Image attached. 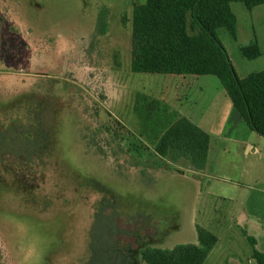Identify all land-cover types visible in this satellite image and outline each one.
Here are the masks:
<instances>
[{
    "label": "rangeland",
    "instance_id": "374dc122",
    "mask_svg": "<svg viewBox=\"0 0 264 264\" xmlns=\"http://www.w3.org/2000/svg\"><path fill=\"white\" fill-rule=\"evenodd\" d=\"M146 1L0 0L2 264H142L149 245L198 244L197 226L220 238L204 264H258L243 230L264 253V137L245 122L215 137L201 181L181 163L155 188L154 169L131 166L127 150H143L129 134L159 128L166 107L222 121L231 104L216 77L196 100L183 80L204 79L132 71L133 8ZM232 10L237 40L218 36L245 78L264 70V5ZM255 41L263 54L245 58Z\"/></svg>",
    "mask_w": 264,
    "mask_h": 264
},
{
    "label": "trees",
    "instance_id": "16d2710c",
    "mask_svg": "<svg viewBox=\"0 0 264 264\" xmlns=\"http://www.w3.org/2000/svg\"><path fill=\"white\" fill-rule=\"evenodd\" d=\"M234 2L243 3L250 11L264 5V0H147L134 4L131 69L134 73L218 78L244 122L264 137V70L240 78L218 36V31L225 28L234 40L238 38L237 17L232 10ZM5 21L0 11V50ZM190 28L196 33L191 34ZM241 53L250 60L263 54L257 41L242 47ZM165 115L166 122L159 128L153 127L149 134H129L140 142L143 150L140 152L137 148V155L127 150L133 157L131 166L158 171L164 167V160L171 157L189 161L197 171L205 170L210 135L169 107L165 108ZM143 152L148 153L146 158ZM151 162L154 164L149 167ZM141 174L147 175L144 170ZM197 232L198 244L141 249L142 262L204 264L219 239L200 226ZM243 233L253 247V258L258 264H264V253L256 248L257 239L246 230ZM4 257L0 248V264Z\"/></svg>",
    "mask_w": 264,
    "mask_h": 264
},
{
    "label": "crops",
    "instance_id": "0c3cea01",
    "mask_svg": "<svg viewBox=\"0 0 264 264\" xmlns=\"http://www.w3.org/2000/svg\"><path fill=\"white\" fill-rule=\"evenodd\" d=\"M179 76H182V75H179ZM187 76H192V75H187ZM184 77H186V76H184ZM194 77H198L197 79H204V80H202L204 82H203V84L200 83L198 86H194L188 80L189 78H184L183 83H182L183 84V87L186 89V94H185L184 98H188V96H190V95H192L194 93V94H197V96L194 95V98H197L196 100H198L200 98L199 96L206 91L207 85L209 83H211V84L214 85V81L213 80H210L212 78H209V77H214V76H194ZM201 77H203V78H201ZM218 81H219V79H218ZM164 83L166 84L165 81H164ZM217 90H218V87H217ZM219 92L222 93L221 90H219ZM161 93L166 94L164 91H162ZM161 101H167V100L163 99ZM225 106H226V112L227 113H226V116L221 121L220 119H218V115L219 114H215L214 116L209 117V120H205V118H204L203 115L196 116L193 111H190V109H186V110L184 109L183 110L184 106L181 105V104H178V107L176 109H174L175 112L179 113L180 116H183V117L188 118L190 121H192L194 124H196L197 126H199L201 129H203L205 132H207L210 135V149H209V155H208L207 165H206L205 170H203V171H197V170H195L193 168V166L187 160H184V159L173 160L172 159L173 160V163L175 164V168L173 167V170H171L170 168H167L165 166L166 168H162V169H160V170H158V171L155 172L154 176L155 175L156 176H155V181L153 183V186L156 185L155 188H158V186L161 185V183L164 181V179L167 176L174 175L175 174L174 172L177 171L176 168L178 166H180L181 163H183V164L186 163L188 165V168L187 169H183V170H185V172H183L181 174L180 173H177V174H180V175L191 174L198 181H201L202 176L206 173L207 169L210 167V162H211V159H212V156H213V145H214V141L216 142L218 139L221 140V141L232 140V137H230V132L232 131L233 128L230 129L228 135H225V129L227 127V124L230 123L231 120L233 122H235L236 125H240L241 124V121L244 122V120L241 118L239 112L233 106L232 102H231V104H229L227 102L225 104ZM213 129L216 130V131H212ZM215 137H218V139L215 138ZM250 149H251V147H249V150ZM153 190H157V189H153ZM218 239H219L218 243L220 244V238L218 237ZM164 242H165V240H164ZM218 243L215 246V248L218 246ZM165 244H166V242H165ZM161 246H164V244L163 245H149V247H153V248H161ZM257 246H258V244H257ZM215 248L212 250L211 253H213V251L215 250ZM127 250L130 251L129 248H127ZM92 257H93V254H91L89 261L91 260ZM139 259H140L141 263L144 264L142 262V260H141V256H140ZM230 261L229 262L231 264H239V262H237L236 260H231L230 259Z\"/></svg>",
    "mask_w": 264,
    "mask_h": 264
}]
</instances>
